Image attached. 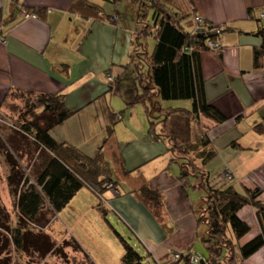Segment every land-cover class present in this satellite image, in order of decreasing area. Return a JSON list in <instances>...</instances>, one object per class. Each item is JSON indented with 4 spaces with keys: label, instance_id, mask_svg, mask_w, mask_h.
<instances>
[{
    "label": "crops",
    "instance_id": "0c3cea01",
    "mask_svg": "<svg viewBox=\"0 0 264 264\" xmlns=\"http://www.w3.org/2000/svg\"><path fill=\"white\" fill-rule=\"evenodd\" d=\"M73 1L19 0L16 4L0 0V37L4 38L0 42V109L12 89L66 95L65 106L78 112L53 127L50 136L91 157L101 149L118 193L113 196L106 191L105 201L119 212L124 207L122 219L138 214L142 225L134 229L136 238L149 243L147 253L153 260L164 262L162 259L167 260L170 252H176L172 249L179 250L182 256L190 255L199 235L196 218L177 173L166 168L171 157L168 144L152 140L147 126L141 123L135 126V132L128 131L131 137L127 144L117 141L116 137L121 140L117 129L116 137L114 130L108 136L96 101L109 87L113 88L115 78L122 77L135 60L133 41L141 29L137 2L125 0L120 7L116 0H103L108 4L102 2V15L95 19L71 11ZM38 8L45 10L44 16L23 17V13ZM175 8L191 12L188 29L193 15L225 27L219 37L222 51L204 50L199 54L205 98L225 117L215 126L204 120L211 126L206 136L217 151L206 170L214 177L228 167L235 190L247 194L259 189L257 200L264 204V53L260 65L253 67V52L261 49L264 42V20L259 17L264 13V0H179ZM110 16H116V20L110 21ZM107 75L112 81L107 80ZM119 182L126 189L123 192ZM143 187L158 192L157 205L143 196ZM82 192L86 199L87 194L94 200L97 197L84 186L69 204L77 200L82 205V197H78ZM14 203L9 185L0 183V215H8L11 227L19 219ZM237 216L249 226L241 244L261 233L251 205L239 209ZM55 219L56 214L50 217L42 234L29 229L27 222L25 233L31 241L40 235L51 242L46 232ZM28 249L34 248L31 245ZM11 251L13 246L8 252ZM240 264H264V245Z\"/></svg>",
    "mask_w": 264,
    "mask_h": 264
},
{
    "label": "trees",
    "instance_id": "16d2710c",
    "mask_svg": "<svg viewBox=\"0 0 264 264\" xmlns=\"http://www.w3.org/2000/svg\"><path fill=\"white\" fill-rule=\"evenodd\" d=\"M11 1L19 3V0ZM136 2L137 20L141 29L133 41L136 48L133 56L134 59L144 60L147 71L143 75L134 68L137 86L135 92L128 90L131 103H127V106L132 103L143 106L148 119L147 134L154 141L168 144L167 150L171 157L166 168L179 165L177 180L180 185L193 186L203 191L202 206L195 218L196 224L198 222L206 225L205 233L200 238L206 250V264H240L264 245V204L257 200L259 189L248 191L247 194L238 193L234 188V181L223 178L222 172L213 177L206 170V165L216 158L217 151L206 136L211 126L206 125L204 120H210L215 126L222 123L225 117L205 98L199 54L208 50V39L216 40L220 35H191L186 27L190 24L188 19L191 12H172L166 9L167 3H173V7H176L175 0ZM71 11L84 18L98 19L102 15V7L89 0H74ZM150 11L151 23H148ZM33 12L37 17L45 15L44 9H34ZM184 20L186 25L183 24ZM262 35L264 36V32ZM148 38L154 41L150 53L147 52ZM263 53L264 42L261 49L253 52V67L260 65ZM112 89L109 87L96 98L100 103L108 136L113 133V125L122 119L111 111L110 105L105 101ZM65 96L12 89L4 98L3 104H8L7 108L10 110H15L17 99L34 98L35 102L31 104V119L26 116L15 119L10 129L5 130L2 135L4 143L0 141L5 155L11 160L14 159H9L12 166L8 185L19 213L14 227L9 225L7 214L0 215V228L9 234V239H3L0 244V253L9 246L16 250L22 247L27 249V241H31L25 233L27 222L45 227L50 217L67 206L82 187L89 188L98 197L111 191L105 187L106 183L111 182L115 187L116 182L112 178L109 162L101 149L91 157L68 143L55 141L50 136L49 131L53 127L78 112L77 109L65 106ZM161 100H190L191 107H162ZM36 109H41L42 115L36 113ZM153 114H156V118ZM40 118H44L43 125L38 123ZM259 128L255 127L260 131ZM23 159H26L27 166H22L20 160ZM25 170L27 176H24ZM141 192L147 200H154L158 204L157 191L143 187ZM112 195L117 196L118 193ZM245 205H251L255 209L261 233L241 244L240 239L249 232V226L240 220L237 212ZM101 210L105 215L106 211L103 208ZM47 213L49 216L46 217ZM117 237L123 247L119 264H143V256L121 236ZM34 238L35 241L29 243L34 248L32 250H53V244L46 237L36 235ZM188 256L181 255L185 263ZM88 261L93 264L89 259ZM0 264H9V260L0 259Z\"/></svg>",
    "mask_w": 264,
    "mask_h": 264
},
{
    "label": "rangeland",
    "instance_id": "374dc122",
    "mask_svg": "<svg viewBox=\"0 0 264 264\" xmlns=\"http://www.w3.org/2000/svg\"><path fill=\"white\" fill-rule=\"evenodd\" d=\"M90 1L98 2L92 0ZM99 1L101 3L98 2L97 4L101 5L103 0ZM124 1L125 0H116L120 7L121 4L122 6L125 5L123 4ZM157 1L161 2L162 0ZM178 1L175 0V5L178 4ZM103 3L108 4L106 2ZM135 7H137L136 4ZM166 9L167 11L178 12V10L173 7V3H167ZM151 14L152 12L150 11V15L147 20L148 23H151ZM184 24L186 25V23ZM146 42L147 52L150 53L153 49L154 41L151 38H148ZM134 68H136V71H139L141 74H146L147 66L144 60L139 58L133 60L129 66V69L124 72L122 77H119L117 79L115 78L112 83V93H108L105 98L106 103L110 105L111 111L115 115H118L117 117H122V120H119L115 125H113V128L114 134L116 133L117 129V134L121 138V140H119L115 134L117 141H121L123 142V144H127L126 142H128L131 137L128 134L129 130L135 132V126L139 125V123L148 126L147 116L145 114L143 106L140 103H132L131 105L127 106V103H131V101H129L128 99V90L132 89L133 92H135L134 89L135 86H137L135 81L136 71H134ZM108 76L109 75H107V78ZM110 81H112V78ZM33 102H35L34 98H31L29 100L17 99L14 106L15 110L8 109V104L2 105L3 107L2 109H0L1 142H3L2 135L5 134V130L10 129L11 124L15 119H22L25 116L27 117V119H31L30 111H32L31 104H33ZM161 106H171L173 108L188 109L191 107V101L161 100ZM34 111L38 114H41L42 112L41 109H36ZM153 117L156 118V114H153ZM38 123L40 125H43L44 118H40V120H38ZM9 159L10 158L5 155L4 149L0 145V183L8 184V178L11 175L12 166L10 162L11 159ZM12 160L14 161V159ZM20 161L22 162L23 167L27 166L26 159ZM179 170L180 168L178 164H174L171 166V172L178 174ZM14 171L18 172L17 169H15ZM27 175V170H25L24 176ZM190 182L193 185V179H191ZM118 186L122 190V192L123 190H126L122 183L119 182ZM182 188L188 200L192 204V213L196 217L197 211L202 206L201 204L204 193L202 190L193 188V186H182ZM91 192L96 195L93 191ZM83 193L84 192H82L78 196L82 197L83 204L79 205L76 203L77 200H75L71 204L65 206L59 213L56 214V219L47 230L46 234L50 236V243L53 244L52 251H34L22 247L20 250L14 249V251L8 252L9 248H11V246H9L7 250L5 249L2 252V259H8L9 264H90L88 259L93 264H119L123 254L122 244L117 237V235H119L129 245H134V248L141 255H143V264H175L171 261L167 262L168 260L157 263L147 253L148 250L151 249V246L148 242L143 243L139 239H137L135 233L136 231H134L135 228H140L139 226L142 225V223L139 222L140 217L137 216L138 214H135V216L131 219H128L126 217H123L124 219H122L120 214L124 211V207H121V213L117 209L114 210L109 208L107 202L105 201L107 193L104 195L102 194V197L95 196V200L92 198L93 196L87 194L90 201L83 196ZM11 198L14 197L11 196ZM128 198L129 199L127 202L130 201L129 196ZM9 201L10 200L8 197V202ZM101 208L106 211L105 215L103 214ZM170 225H173V223H170ZM28 226L29 229H32V231H35L36 233L42 234V231L44 230V227L38 226L33 223H29ZM196 228L199 235L195 240V245L193 248L195 251H192L190 253L194 252L205 258L206 250L204 249L200 238L205 233L206 225L204 223L197 222ZM5 238L9 239V235H7V232L5 230L0 229V244H2L3 239ZM172 251L178 252L179 250L172 249ZM177 264H185L184 260H182V257Z\"/></svg>",
    "mask_w": 264,
    "mask_h": 264
},
{
    "label": "built area",
    "instance_id": "2783aa9c",
    "mask_svg": "<svg viewBox=\"0 0 264 264\" xmlns=\"http://www.w3.org/2000/svg\"><path fill=\"white\" fill-rule=\"evenodd\" d=\"M24 18H36V14L33 12H25L23 13ZM259 17L264 20V13H260ZM116 16H110V21H115ZM224 26H215L204 20L198 15H193L192 16V24L190 27V33L191 35H198L200 33H212L214 35H220V33L224 30ZM0 42H4V38L0 37ZM206 47L208 50L219 53L222 51L223 46L220 42V39L212 40L208 39L206 41ZM109 81L111 80V77L108 76L107 78ZM118 116V115H117ZM221 176L229 181L234 180V176L232 171L228 168L225 167L222 170ZM106 188L110 189L114 194L117 193V189L114 187L113 183H106L105 185ZM181 259V254L174 252L169 254V258L167 259L168 262H173L176 263ZM204 260L203 256H200L196 253H190L188 256V259L185 264H201V261Z\"/></svg>",
    "mask_w": 264,
    "mask_h": 264
},
{
    "label": "water",
    "instance_id": "95a60500",
    "mask_svg": "<svg viewBox=\"0 0 264 264\" xmlns=\"http://www.w3.org/2000/svg\"><path fill=\"white\" fill-rule=\"evenodd\" d=\"M201 264H206L204 260L201 261Z\"/></svg>",
    "mask_w": 264,
    "mask_h": 264
},
{
    "label": "clouds",
    "instance_id": "9594fccd",
    "mask_svg": "<svg viewBox=\"0 0 264 264\" xmlns=\"http://www.w3.org/2000/svg\"><path fill=\"white\" fill-rule=\"evenodd\" d=\"M33 12V11H32ZM34 13V12H33ZM204 261H205V259H204ZM179 262V261H178ZM177 263V262H176ZM205 263H206V261H205Z\"/></svg>",
    "mask_w": 264,
    "mask_h": 264
}]
</instances>
